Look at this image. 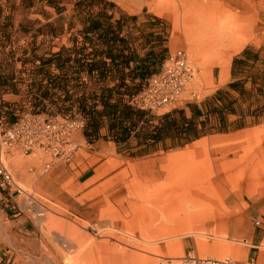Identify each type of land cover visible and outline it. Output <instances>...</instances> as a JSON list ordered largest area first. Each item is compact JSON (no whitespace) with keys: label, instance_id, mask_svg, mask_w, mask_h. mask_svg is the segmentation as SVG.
Listing matches in <instances>:
<instances>
[{"label":"rangeland","instance_id":"rangeland-1","mask_svg":"<svg viewBox=\"0 0 264 264\" xmlns=\"http://www.w3.org/2000/svg\"><path fill=\"white\" fill-rule=\"evenodd\" d=\"M156 1L155 12L167 23L166 37L172 36L173 54L187 51L196 73L195 80L188 84L178 102L152 114L162 117L174 110H186L190 114L189 106L197 104L196 97L192 96L197 94L198 100L202 99L216 64L228 62L245 45L264 44V0ZM218 44L225 48L218 50ZM195 45L201 48L196 49ZM12 67L10 57L3 56L0 68ZM76 108L72 107V113ZM0 110L11 117L30 111L49 116L64 111L55 106L42 111L34 105L22 104L10 107L0 104ZM252 113L257 116L245 118L241 123L232 119L229 124L232 127L264 124L259 110L249 111L247 115ZM211 140L219 143L209 146L208 161L205 156L200 159L207 163L201 167L208 172H202L201 180L206 181L202 180L203 184L228 175L231 178L226 182L228 189L226 183L222 184L219 193L222 201L217 203L205 195L199 196L193 187L190 194L188 186L194 160L192 163L191 158L179 159L178 163L170 160L171 156ZM116 146H103L104 154L92 165L94 169L102 163L104 166L81 187L74 185L72 176L61 187L40 182L39 176H46L50 171L42 173L43 167L30 172L33 183L19 185L26 191L23 202L33 212L29 221L36 225L37 234L50 254L44 264H264L256 262L254 252L245 257L247 247L243 241L228 234L230 222L239 218L236 200L243 183L251 178V187L264 191L263 127L228 135L212 134L177 149H170V142L142 153H139L141 148ZM16 155L9 158V166L24 164L23 157ZM252 163L255 171L258 169V177L257 171L253 176L248 171L250 168H245ZM240 169L243 174L238 176ZM198 182L193 185H202ZM261 226L264 229V222ZM230 250L235 254L229 253Z\"/></svg>","mask_w":264,"mask_h":264},{"label":"crops","instance_id":"crops-1","mask_svg":"<svg viewBox=\"0 0 264 264\" xmlns=\"http://www.w3.org/2000/svg\"><path fill=\"white\" fill-rule=\"evenodd\" d=\"M156 5V0H0V61L9 56L13 62L12 68L0 69V73L13 78L17 91L0 87V104L78 107L86 103L101 110L99 99L109 89L114 90L112 102L128 101L130 90L144 81L146 75L162 68L173 54L172 36L166 37L167 23L155 12ZM116 40L126 41L124 47L120 42L112 48L104 44ZM263 45H245L228 62L216 64L202 99L198 100L197 94L192 96L199 107L205 110L207 98L227 90L237 101L234 105L237 114L228 115L229 120L237 121L241 114L246 116L254 110H259L264 120ZM216 48L225 47L218 44ZM245 52L247 55L243 57ZM114 57H121L124 62L129 59V63L116 66ZM237 59L247 63L240 68L235 65ZM101 62L107 65L103 75ZM239 81L248 96L229 89L230 84ZM186 91L187 87L179 98ZM260 126L264 128V124L247 125L236 132L254 131ZM99 135L98 140L91 142L84 131L76 133L73 141L78 149L73 162L67 165L54 161L46 176H39V181L61 187L72 176L76 187L89 183L104 166L102 163L94 169L92 165L104 154L103 146L117 147L105 139L106 129ZM17 155L23 157L24 164L13 163L9 169L18 185L33 183L30 172L44 167L51 159L40 152ZM243 185L236 200L239 218L230 222L228 234L243 241L247 247L245 257L254 252L256 262L264 263V229L256 225L257 221L264 222V191L252 188L249 181ZM30 207L15 190L3 195L0 192V264H44L47 255L50 257L36 225L29 221L33 214ZM229 253L235 254L233 250Z\"/></svg>","mask_w":264,"mask_h":264},{"label":"trees","instance_id":"trees-1","mask_svg":"<svg viewBox=\"0 0 264 264\" xmlns=\"http://www.w3.org/2000/svg\"><path fill=\"white\" fill-rule=\"evenodd\" d=\"M117 42H120L123 46L126 41H105L104 44H109V47L112 48ZM246 55L247 53L245 52L242 56L245 57ZM120 58H113L116 66L129 63V59H126L124 62ZM164 59L165 56H162L161 60ZM246 61L237 59L235 60V65L237 64L239 67L241 65L244 66L247 63ZM106 68V62H101V75H103ZM160 69L158 68L153 73L146 75L144 81L133 87L128 94V101L120 99L112 102L114 90L109 89L103 92L99 99L101 110H97V105L89 106L86 103H81L77 107L75 113L84 115L87 120L84 133L89 141L98 140L100 138V131L106 129V140L114 142L119 147L124 146L127 149L141 148L142 150L139 153H142L160 145L166 146L168 142L171 143L170 149L183 148L206 136L228 134L247 126L232 127L233 124H229L228 115L237 114L234 108L237 101L233 99L234 97L227 90L218 91L216 96L210 97L209 102H205V110L199 107L198 104L190 105V114L186 110H174L162 117H157L151 112H146L133 106L132 98L143 90L146 80L152 74L159 72ZM0 87L2 90L6 89V91L17 92L13 84V78L11 76H4L1 73ZM229 89L237 92L240 96H248V92L242 81L230 84ZM119 95L122 94L120 93ZM44 96L47 97V95ZM219 103L222 105H219ZM1 106L10 107L11 105L1 104ZM34 106L42 111H45L49 107L43 103H38ZM51 106L64 110L63 112L61 111L62 113L72 112L73 107L70 106V109L69 107L59 106V104H51ZM251 116L255 118L257 115L252 113L245 117L241 114L242 118L237 120V122L241 123L245 121V118ZM133 142L136 143L135 146ZM139 153L138 155L143 156Z\"/></svg>","mask_w":264,"mask_h":264},{"label":"built area","instance_id":"built-area-1","mask_svg":"<svg viewBox=\"0 0 264 264\" xmlns=\"http://www.w3.org/2000/svg\"><path fill=\"white\" fill-rule=\"evenodd\" d=\"M194 75L187 53L177 51L167 58L159 72L146 80L143 90L132 98V105L151 113L172 105L179 101ZM86 125L84 115L75 112L49 116L30 111L11 117L0 110V191L26 194L14 181L8 165L9 158L18 153L40 152L50 157L52 161L45 164L42 173H47L54 161L72 163L78 149L73 137L84 131ZM256 225L260 226L261 222L257 221Z\"/></svg>","mask_w":264,"mask_h":264},{"label":"bare ground","instance_id":"bare-ground-1","mask_svg":"<svg viewBox=\"0 0 264 264\" xmlns=\"http://www.w3.org/2000/svg\"><path fill=\"white\" fill-rule=\"evenodd\" d=\"M219 140H211V142H203V143H201V144H198V145H196V146H194V147H192V148H189V149H187V151H185V152H183V153H180V154H177V155H174V157L173 156H171V158H170V160H171V162H173V161H176L177 162V160H179V159H190L191 158V163L193 162V160H194V164L193 165H191V171H190V174H191V179H192V181H191V183L189 184V186H188V188H189V191H190V194H191V187H193V190H195V192L197 193V194H200L199 196H201V195H205L206 196V198L207 199H210L211 201H214V202H221L222 201V198L220 197V195H219V193H221L220 192V190H221V187H222V184H225L227 181L229 182V180H231V178H229L228 176H224L221 180H218V179H216L215 181L213 180V181H209V182H207V183H204L203 184V182H206V181H204L203 179V182H202V180H201V176L203 175V173H205V174H208V172L206 173L205 172V169L203 170V169H201V167L203 166V165H206V164H204L203 162H201L200 161V159L203 157V159H204V156L206 157V159L205 160H209L210 158H209V155H208V150H209V146H212L213 147V145H215V143H219L218 142ZM212 147H210V148H212ZM175 162V163H176ZM211 162V161H210ZM178 163V162H177ZM176 163V164H177ZM190 163V164H191ZM212 164V163H211ZM210 164V166H212ZM208 165H209V163H208ZM184 166H185V163H184ZM183 166V167H184ZM186 166H188V167H190L187 163H186ZM219 166H217V168H218ZM254 167V165H253V163L251 164V166H247V167H245V168H250V170H248V171H250V172H252V173H250V174H254L256 171H255V168H253ZM256 167V166H255ZM205 168V167H204ZM213 168V167H212ZM216 168V167H215ZM257 168H258V166H257ZM185 169H187V168H185ZM188 169H190V168H188ZM214 169V168H213ZM220 169V168H219ZM181 170H183V169H181ZM180 170V171H181ZM210 170V169H209ZM243 170V169H242ZM241 169L239 170V171H237V175L238 176H240V173H241V171H242ZM185 171V170H184ZM189 171V170H188ZM187 171V174L189 173ZM204 171V172H203ZM207 171V170H206ZM245 171H246V169H245ZM183 172V171H182ZM186 172V171H185ZM203 172V173H202ZM243 172V171H242ZM221 170L219 171V173H218V175H220L221 176ZM257 173H258V171L256 172V176H257ZM241 174H243V173H241ZM189 175V174H188ZM236 175V174H235ZM246 175V174H245ZM252 175H250L251 177H253ZM204 176V175H203ZM202 176V177H203ZM255 176V177H256ZM244 176L242 175V178H243ZM258 177V176H257ZM198 180H197V179ZM205 178V180L207 179L206 177H204ZM233 178H234V176H233ZM235 178H236V176H235ZM251 179V178H250ZM250 179H248V181L249 182H251L252 180H250ZM252 179H254V177L252 178ZM235 180H237V178L235 179ZM196 181H199L198 183H200V181H201V183H202V185H193ZM254 181H255V179H254ZM244 182V181H243ZM197 183V184H198ZM252 184V183H251ZM248 185V184H247ZM179 186H181V185H179ZM224 186V185H223ZM225 186H227V183H226V185ZM224 186V187H225ZM160 187V186H159ZM223 187V188H224ZM176 188V187H175ZM177 189V188H176ZM227 189H228V186H227ZM224 190H225V188H224ZM227 192V191H226ZM187 197V196H186ZM190 196L188 195V197L187 198H189ZM191 199V198H190ZM192 200V199H191ZM196 201V200H195ZM208 205V204H207ZM206 205V206H207ZM181 206H183V205H181ZM210 206V205H209Z\"/></svg>","mask_w":264,"mask_h":264}]
</instances>
